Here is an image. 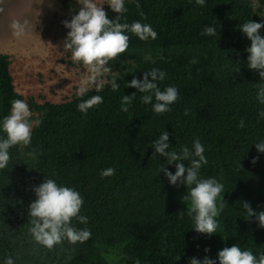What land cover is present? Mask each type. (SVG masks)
Returning a JSON list of instances; mask_svg holds the SVG:
<instances>
[{"label":"trees","instance_id":"16d2710c","mask_svg":"<svg viewBox=\"0 0 264 264\" xmlns=\"http://www.w3.org/2000/svg\"><path fill=\"white\" fill-rule=\"evenodd\" d=\"M125 7L121 22L150 24L157 38L141 41L127 33L129 49L113 63L118 73L108 77L114 75L120 87L113 91L106 84L100 92L90 91L85 99L100 95L103 103L87 114L78 110L75 92L58 102L24 99L15 88L10 56L0 53V120L12 100L23 99L42 121L32 130L31 145L11 148L8 168L0 170V264L8 256L15 264H189L191 257L205 256L219 264L218 251L235 244L257 257L264 252V228L255 218L245 220L239 203L264 210V153L255 147L264 141V119L258 116L264 104L256 98V85L264 81L247 67L251 41L238 27L264 20L252 0H205L204 6L195 0H125ZM104 9L110 19L117 15L107 4ZM206 26L219 34L202 35ZM193 59L196 63H190ZM153 68L167 73L158 82L161 90L175 86L179 92L171 111L161 115L141 102L143 93L126 86ZM133 92L128 112H122V97ZM241 119L244 126L238 127ZM164 131L170 134V150L191 149L196 139L204 146L208 163L200 174L215 177L226 191L217 218L220 233H197L181 200L185 187L169 184L159 172L162 165L175 172L165 157L152 158L151 142ZM107 168L115 175L102 178ZM48 176L83 197L81 214L88 223H73L91 231L85 243L64 241L48 251L31 240L32 189Z\"/></svg>","mask_w":264,"mask_h":264},{"label":"clouds","instance_id":"9594fccd","mask_svg":"<svg viewBox=\"0 0 264 264\" xmlns=\"http://www.w3.org/2000/svg\"><path fill=\"white\" fill-rule=\"evenodd\" d=\"M44 0H41L42 4ZM79 5L78 11L71 19H65L62 24L69 29L63 40V52L70 53L71 62L80 65L84 75L80 78L75 96L80 100L77 108L80 112L87 114L89 109L103 103V97L92 95L85 99L90 91L100 92L106 84H110L113 91H117L120 85L117 78L112 75L111 65L118 62L122 54L129 49L131 33L141 41L155 40L157 32L150 24L134 21L131 24L121 22L123 14L127 12L125 0H105V3H97L96 0H76ZM195 3L204 6L205 0H195ZM107 4L117 15L110 19L103 5ZM137 4V8H139ZM2 11V9H0ZM140 15L143 17L144 13ZM12 36L19 39L31 32V25L28 20L13 19L9 25ZM248 40L249 47L245 49L249 53L247 67L256 71L260 81H264V36L260 29L264 28V22L249 20L238 26ZM207 36H216L217 28L206 26L201 33ZM190 63H196L193 59ZM240 67L235 69L239 72ZM167 73L153 68L143 73V79L133 77L127 82L128 87L137 89L141 96V102L151 104L155 114L161 115L171 111L170 105L174 104L179 92L175 86H167L163 90L158 82L166 78ZM258 91L256 98L260 104H264V83L256 85ZM136 92L131 95H124L121 100V111L128 112ZM154 101V102H153ZM188 110H185V115ZM260 119H264V110L258 112ZM42 121L39 118L33 119V113L27 102L23 99L11 101L10 112L0 120V170L8 168L11 160L10 149L20 146L21 149L31 145L32 130L39 127ZM244 126L241 119L238 127ZM174 135V133H173ZM169 132H162L158 138L151 142L154 148L152 158L157 155L165 157L168 165H175V172L170 171L165 165L159 169L163 171L169 184L179 187L184 186L186 194L181 200L186 204L187 213L194 222L197 233L212 236L220 233L218 217L224 211L225 198L224 184L215 177H202L201 168L208 163L204 152L205 148L199 139L194 140L192 148L183 146L179 152L170 150ZM258 152L264 153V141L255 143ZM35 157V152L31 153ZM258 157L252 159L256 163ZM185 161H188L186 164ZM101 177L115 175L114 168H107L101 171ZM36 199L28 205V233L31 240L42 248L52 251L57 245L67 241L70 245L85 243L91 237L88 228H78V224H87L88 217L81 214L84 199L81 194L72 187L60 185L55 179L48 176L38 186L32 189ZM240 207L244 210L245 220H255L258 226L264 228V210L256 211L248 201H239ZM209 249L205 248V252ZM219 264H264V252L259 257L252 250H242L237 244L231 247H224L217 254ZM4 264H15L13 258L8 256ZM139 264V261H137ZM189 264H217V259L205 256L202 260L196 257L189 259Z\"/></svg>","mask_w":264,"mask_h":264},{"label":"rangeland","instance_id":"374dc122","mask_svg":"<svg viewBox=\"0 0 264 264\" xmlns=\"http://www.w3.org/2000/svg\"><path fill=\"white\" fill-rule=\"evenodd\" d=\"M96 2L105 3V0ZM40 3L41 0H0V53L10 56L15 88L24 99L58 102L76 92L84 75L82 67L71 62L70 53L63 52V40L69 29L62 21L70 20L79 5L76 0ZM252 3L264 20V0H252ZM13 19L28 20L31 32L19 39L13 37L9 27ZM109 66L112 74L118 73L113 63ZM32 113L35 119L37 113Z\"/></svg>","mask_w":264,"mask_h":264}]
</instances>
